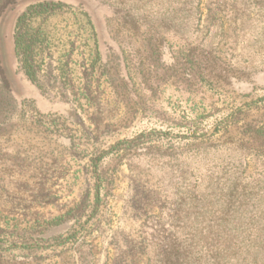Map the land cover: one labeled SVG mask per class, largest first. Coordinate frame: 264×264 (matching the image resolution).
<instances>
[{"label": "rangeland", "instance_id": "1", "mask_svg": "<svg viewBox=\"0 0 264 264\" xmlns=\"http://www.w3.org/2000/svg\"><path fill=\"white\" fill-rule=\"evenodd\" d=\"M36 1L0 10V264H156L199 171L225 162L185 139L194 111H234L214 142L264 180V0H198L192 26L188 0H48L65 6L33 82L15 33Z\"/></svg>", "mask_w": 264, "mask_h": 264}, {"label": "trees", "instance_id": "2", "mask_svg": "<svg viewBox=\"0 0 264 264\" xmlns=\"http://www.w3.org/2000/svg\"><path fill=\"white\" fill-rule=\"evenodd\" d=\"M17 1H5L4 5H0V10ZM188 1L191 4L189 25L192 26L199 16V1ZM81 4L84 6V1ZM63 6L65 3L62 1L38 0L31 3L17 19L16 54L25 74L33 82L38 75L34 60L39 54L38 50L42 52L49 40L48 33L41 28V24L47 22ZM41 35L44 38H40ZM0 88L4 91L12 89L1 59ZM234 115L232 111L228 116L214 117L206 110H200L184 117L180 126L184 130L185 139H193L197 143L195 151H203L202 155L205 157L223 151L226 154L223 157L225 162L205 166L199 171L195 178L199 185L187 190L186 213L181 217L180 209H177L172 217L175 222L184 220L185 227L179 231L180 227L177 225L170 243L159 244L156 264H264V180L251 179L246 175L243 165L228 160L237 148L214 142L216 133L229 129ZM212 129L213 132L209 134ZM157 133L164 136L167 132L154 129L149 134L140 133L119 144L134 143V146L142 147L152 140H145L146 137H154ZM97 175L100 177L98 173ZM102 181L100 177L98 194L102 189Z\"/></svg>", "mask_w": 264, "mask_h": 264}]
</instances>
